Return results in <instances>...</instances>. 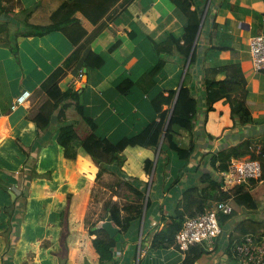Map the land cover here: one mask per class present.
Wrapping results in <instances>:
<instances>
[{
  "label": "crops",
  "instance_id": "1",
  "mask_svg": "<svg viewBox=\"0 0 264 264\" xmlns=\"http://www.w3.org/2000/svg\"><path fill=\"white\" fill-rule=\"evenodd\" d=\"M21 1L29 7L39 0ZM192 1V8L203 12L195 43L196 62L190 66V85L199 111L191 130L177 126L179 131L174 133L177 143L184 150H192V154L184 161L178 158L176 147L175 153L168 151L163 155L156 170V123L120 153H114V144L99 140L92 132L84 146L77 145L76 155L67 157L58 139L59 129L66 124L76 129L81 112L70 106L59 119L55 116L50 128L49 120L38 107L46 98L58 99L68 88L88 86L85 62L99 68L103 58L110 62L115 57L118 61H111L110 68H100L95 73V80H101L94 88L98 91L109 87L112 75L133 68L138 60L133 54L119 63L126 50L132 51L136 46L131 38L132 26H137L138 39L147 35L159 40L165 34L186 31L188 18L172 0H120L97 24L88 26V33L76 45L61 31H53L19 38L17 51L0 46V264H111L98 261L93 244L96 234L91 232L104 226L109 214L105 215L104 205L108 201L101 203L102 218L91 221L88 217L97 177L107 171L116 172L133 184L148 182V206L142 217L133 219L124 232L112 218V234L118 237L114 247L116 261L183 264L185 254L175 242L151 246L155 233L172 222L179 202L186 204V188L210 186L204 173L221 182V171L230 161L218 162L215 170L210 164L213 153L264 134L263 110L254 113L251 124H234L231 117L235 100L242 98L247 89L250 98H264V70L254 69L249 45L253 35L264 32V0ZM225 35H231L230 48H223ZM118 41L116 50H112ZM231 49L239 51L237 58L231 56ZM184 60L173 55L165 62L167 75L162 87L166 91L180 87L189 68V60ZM227 62L241 71L231 67L228 73L222 70L214 74L208 70ZM126 82L120 87L122 91ZM38 88L44 93H36ZM24 89L32 92L29 101L12 109L14 98ZM90 148L99 158H106L102 169L89 154ZM149 161L153 163L150 171ZM243 186L241 200H236L234 194L228 199L233 212L219 215L221 232L215 248L204 252L198 264H241L231 245L247 233H264V179L255 183L248 180ZM237 187L230 191L235 192ZM127 191L129 197L123 203L119 201L121 206L134 203V193ZM220 191L209 187L208 194L219 195ZM204 196L205 193L201 200L205 207L218 201ZM114 197L119 196L114 193ZM121 211L126 214L124 209ZM152 227L155 231L147 243L145 237Z\"/></svg>",
  "mask_w": 264,
  "mask_h": 264
},
{
  "label": "trees",
  "instance_id": "2",
  "mask_svg": "<svg viewBox=\"0 0 264 264\" xmlns=\"http://www.w3.org/2000/svg\"><path fill=\"white\" fill-rule=\"evenodd\" d=\"M119 1L39 0L35 4L26 7L21 0H0V45L7 46L12 51H17L19 38L43 36L53 31H61L72 44L76 45L88 33V26L97 24ZM172 1L188 18L186 31L181 34L171 32L165 34L159 40L147 35L138 39L140 36L137 34V26H132L131 30L133 33L131 38L136 42V46L132 51L126 50L125 53L127 54L121 57L119 63L123 62L128 55L133 54L138 59L133 68H125L117 76L112 75L109 87L98 91L94 88L99 86L101 80H95V73H99L98 69L100 68H110L111 64L109 63L111 61L114 60L115 64L118 61H116L115 57L110 62H108L107 58H103L104 61L99 68L92 67L85 62L84 66L88 68V86L78 89L68 88L58 99L46 98L39 105L38 110L45 114L49 120L48 125L50 128H52L51 122L55 116L59 119L70 106L77 107L81 112L76 129L71 124L63 125L59 129L58 139L64 148L65 156L74 157L77 145L84 146L85 140L92 132L95 133L99 140L114 144V153H120L128 144L133 143L135 137L144 132L152 123H156L159 127L156 139V144L159 146L170 113L171 118L166 128L165 139L160 147L155 170L162 162L163 155L168 151L175 153L174 149L176 147L178 158L184 159V161L192 154V150H184L177 143L174 133L179 131L176 128L177 126L191 130L199 111V102L191 90L190 66L196 62L197 47H195V43L203 19V12L197 7L192 8V0ZM9 15L12 18L7 17ZM217 25L220 26L221 24ZM222 27H225V25H222ZM130 34L131 31H129ZM228 36L231 37V35ZM228 36H224L226 44L223 45V48L231 46ZM119 43V41L114 43L112 50H116ZM230 53L231 56L237 58L239 51L231 49ZM173 55L184 57L185 63L189 60V68L185 73L179 90L171 88L166 91L162 87V82L167 75L164 65ZM231 67L235 71H241L240 67H235L229 62L222 64V66L212 65L210 69L208 67V70L214 74L222 70L228 73V69H231ZM124 81L127 82L122 91L120 87ZM210 84L213 83L210 82ZM36 93L43 94L44 91L42 88H38ZM260 110L264 111V98H250L249 89H247L246 94L242 98L235 100L231 117L234 124H251L254 122V113ZM262 116H264V112ZM179 123L183 125H179ZM104 148H106V145ZM88 152L97 161L101 160L99 156L95 155L92 148ZM246 155L258 159L262 165L260 179H250V181L255 183L263 180L264 134L257 137L251 136L242 143L213 153L210 157V164L217 170L218 162H229L233 157ZM119 163L122 164L121 161ZM152 165V161L147 163L149 171ZM228 167L229 165L224 170L228 169ZM120 169L122 171V167ZM203 178L210 182L209 187L221 189L219 195L216 193L208 194L209 187L203 189H199L198 186L186 188L184 190L186 204L182 205L181 202L177 204L174 210L176 216L161 231L155 233L151 244L152 247L174 244L176 233L181 229L186 215L196 216L208 208V206L205 207L206 204L201 200L204 193V198L228 200L234 194L236 200H241L242 197H240L239 193L244 190V182L235 185V187H238L233 192L230 190L234 187L224 190L222 183L213 179L208 173H204ZM141 182L140 185L133 184L129 179L119 176L118 184H124L128 190L134 193V203L121 206L117 200L110 199L104 205L105 215L111 213L113 220L118 222L121 232L129 229L133 219L142 217L145 206H148L146 197L148 182L144 180ZM256 204L257 202L254 198L253 206L256 207ZM121 208L125 210L126 214L122 213ZM113 229L105 226L91 229V232L96 234L93 244L99 255V262L119 264L114 258V247L117 245L118 237L113 236ZM203 253L201 246L192 245L185 254L183 264H198Z\"/></svg>",
  "mask_w": 264,
  "mask_h": 264
},
{
  "label": "built area",
  "instance_id": "3",
  "mask_svg": "<svg viewBox=\"0 0 264 264\" xmlns=\"http://www.w3.org/2000/svg\"><path fill=\"white\" fill-rule=\"evenodd\" d=\"M249 45L254 69H264V32L253 35ZM31 95L30 90H22L14 98L11 108L16 109L27 103ZM261 175L262 165L258 159L233 157L228 169L221 171V182L224 188L232 189L241 182L259 180ZM233 210L234 206L229 200H218L199 215H186L181 229L176 233L175 245L184 254L192 245H199L205 250L214 249L221 232L219 215L231 214ZM231 251L241 264H264V235L247 233L231 245Z\"/></svg>",
  "mask_w": 264,
  "mask_h": 264
},
{
  "label": "rangeland",
  "instance_id": "4",
  "mask_svg": "<svg viewBox=\"0 0 264 264\" xmlns=\"http://www.w3.org/2000/svg\"><path fill=\"white\" fill-rule=\"evenodd\" d=\"M7 17L12 18V16L10 15ZM94 160L97 164L100 165L101 169L103 168L102 163H106V158H103L99 161L94 158ZM114 168L116 169V167ZM97 178L98 179L94 188V195L92 199L93 204L90 208V214H88V217L91 221H97L102 218L104 214V209H102L101 206L102 202L104 203L105 201H110V199H118V202L120 201L121 203H123L126 198L129 197V195H126L128 193L126 186L124 184H118V175L116 172L114 173L113 171H107L103 173V175H99ZM114 193H117L119 197H114Z\"/></svg>",
  "mask_w": 264,
  "mask_h": 264
},
{
  "label": "water",
  "instance_id": "5",
  "mask_svg": "<svg viewBox=\"0 0 264 264\" xmlns=\"http://www.w3.org/2000/svg\"><path fill=\"white\" fill-rule=\"evenodd\" d=\"M187 66H188V64H187ZM182 83H183V81H181V83H180V87H181ZM180 87H179V88H180ZM179 88H178V90H179ZM170 118H171V113H170V115H169V118H168L167 124H166V126H165V128H164V132H163V135H162V137H161V140H160V143H159V146H158L157 157H158V155H159L160 147H161L162 142H163V140H164V136H165L166 128H167V126H168V123H169V121H170ZM103 225H104L105 227H107V228H111V229L113 228V227H112V215H111V213H109V214L107 215L106 220L104 221V224H103ZM154 231H155V227H152V228L148 231V233H147V235H146V237H145L147 243L150 241V239H151L152 234L154 233ZM202 250H203L204 252H207V250H205V249H203V248H202Z\"/></svg>",
  "mask_w": 264,
  "mask_h": 264
}]
</instances>
